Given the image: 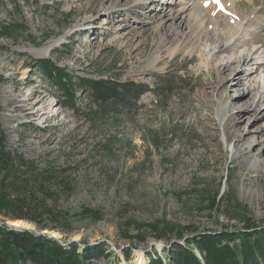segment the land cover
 I'll use <instances>...</instances> for the list:
<instances>
[{"label": "rangeland", "instance_id": "1", "mask_svg": "<svg viewBox=\"0 0 264 264\" xmlns=\"http://www.w3.org/2000/svg\"><path fill=\"white\" fill-rule=\"evenodd\" d=\"M112 1L0 0V22L22 21L36 38L35 44L22 35L15 42L0 39V129L9 149L41 165L53 161L68 168L72 193L58 202L57 210L69 211L70 230H53L57 237L63 244L76 242L79 251L102 244L110 254L87 264H146L150 255L164 257V248L182 243L177 229L185 237L241 229L202 203L229 192L255 224L264 226V170L248 173L247 163V158L264 160V135L254 131L264 130V108L254 113L257 99L253 107L249 99L254 92L242 94L244 81L232 79L234 74L215 88L218 60L232 58L234 52L207 54L210 63L205 55H189L183 49L169 56L175 35L171 32L177 28L170 27V21L159 28L150 18L178 11L183 0L128 8H115ZM233 5L240 14L252 16L248 49L264 52V0H237ZM187 13L175 19L176 27ZM52 43L56 45L49 55L31 51ZM157 47L160 58L150 67L149 57ZM40 57L78 77L149 86L159 85L162 75L184 80L165 106L158 96L146 93L122 120L94 121L86 111L59 105L49 80L30 67ZM247 62L236 66L234 61L231 71L222 73L228 76L238 67L248 76L264 69V62L260 68ZM221 90L239 117L226 127L231 145L243 149L249 143L248 154L233 155L225 141L214 108ZM83 209L96 210L101 219L78 216Z\"/></svg>", "mask_w": 264, "mask_h": 264}, {"label": "trees", "instance_id": "2", "mask_svg": "<svg viewBox=\"0 0 264 264\" xmlns=\"http://www.w3.org/2000/svg\"><path fill=\"white\" fill-rule=\"evenodd\" d=\"M13 7L20 14L18 2H14ZM20 35L26 42L35 44L36 38L22 21L0 22V39L15 42ZM30 65L49 80L59 105L72 112L86 111L94 121L97 118L122 120L137 108L146 93L158 96L160 101L157 102L165 106L174 96L175 87L184 80L182 76L162 75L164 78L157 79L159 85L149 86L112 78L78 77L49 58L36 59ZM3 80L0 76V83ZM67 173V167L53 161L41 165L9 149L0 129V264H87L110 256L102 244L85 246L79 251L76 242L63 244L33 232L13 230L5 224L6 219H21L40 230L69 231V211L57 210L58 202L68 200L72 193ZM202 203H208L210 213L225 216L241 229L210 230L187 237L177 229L182 243H171L164 248V257L150 255L146 264H264V226L252 221L248 210L238 203L232 192L221 198L216 194ZM77 215L95 221L101 219L92 209H83Z\"/></svg>", "mask_w": 264, "mask_h": 264}, {"label": "bare ground", "instance_id": "3", "mask_svg": "<svg viewBox=\"0 0 264 264\" xmlns=\"http://www.w3.org/2000/svg\"><path fill=\"white\" fill-rule=\"evenodd\" d=\"M235 1L237 0H228L227 2H224V0H183L181 3L182 7L178 11L167 13L164 15L165 17L161 19H157V15L155 13L156 16L154 15L150 19L159 28L164 26L165 21H170L168 23L170 27L174 26L177 28L174 29L176 31L171 32H175V35L173 34L174 36L172 39V45L168 52L169 56H173L179 51V49H183L184 52H188L189 55L193 53H199L200 55H205L206 58L207 54L212 57L216 54V52L225 50L233 51L235 54L234 57H223L219 59L218 63L216 64L215 70L217 72L218 79L215 84V88H218V86H223L226 80L227 82H230L231 80L229 79L231 74H234L232 79H236L238 83H240V79H243L244 82L241 89L242 94L250 93L252 91L254 92L249 99L251 100V107L254 106V100L257 99L254 112L257 113L260 109L264 108V69L259 70L257 74H254V71H252L248 74V76L245 75L246 71H238V67L233 68L232 71L235 72H231L228 74V76H225V74L222 73L223 70L231 71L230 67L234 61L236 66H242L248 61L251 62L250 64L254 65L256 68H260L262 62H264L263 51L260 49H254L250 51L248 49L249 45L247 46L248 37L246 38V36L250 35L251 33L252 16L247 15V13L240 14V12L236 11L237 8L235 5H233ZM153 2L154 0L112 1L114 4L113 7L115 8H128L141 4H148V6L151 7ZM221 9H223V12L225 13H223ZM185 11H188L186 20L183 21L180 19L179 26L176 27V25H174L175 19L177 20L180 13H184ZM216 14L222 16H216ZM169 31L170 30L168 29L167 32ZM162 37L161 42H163ZM55 45L56 44L52 43L47 46L33 48L31 51L35 56L49 55L53 49V46ZM160 45L161 44H159V46ZM158 47L149 57V66H153L160 58V51ZM207 59L210 63V59ZM244 76H246V78ZM247 78L250 79V81L248 79V83L246 82ZM218 92L219 96L214 99V108L216 107L217 120L223 130L225 141L227 144H230V150L232 151L233 155H245L246 153H250L251 145L249 143H245V147L243 149H239L236 147V145H231L232 138H229L230 133L226 131V127L228 125H233L239 120V117L233 114L231 105L229 103L230 97L228 98L226 95L224 96L225 90ZM247 131L249 132L251 130ZM254 131H258L264 135L263 129H256ZM236 138L240 139L241 135L237 134ZM250 142H254V140H250ZM260 156L261 155H259V157ZM247 163L249 164L251 170L248 173L251 172V174H257L258 172H262L264 170L263 159L258 160L256 158H247ZM245 169L246 168H243V171H245ZM15 225L18 227L22 226L21 228L30 227V225L24 221H16ZM53 235L58 236L55 232Z\"/></svg>", "mask_w": 264, "mask_h": 264}, {"label": "water", "instance_id": "4", "mask_svg": "<svg viewBox=\"0 0 264 264\" xmlns=\"http://www.w3.org/2000/svg\"><path fill=\"white\" fill-rule=\"evenodd\" d=\"M18 222V221H24L26 222L27 224L30 225L29 228H21V227H18L17 225H15V222ZM5 224L10 227L11 229L13 230H17V231H29V232H33L35 235H41V236H47V237H50V238H53V239H56L58 240L60 243H62L60 241V239L53 235L54 232L56 233V231H53V230H47V229H38L37 227H35L32 223L28 222V221H25V220H21V219H14V220H11V219H6L5 220ZM31 264V263H30Z\"/></svg>", "mask_w": 264, "mask_h": 264}]
</instances>
